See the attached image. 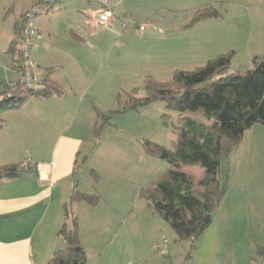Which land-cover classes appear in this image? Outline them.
<instances>
[{"label":"rangeland","instance_id":"rangeland-1","mask_svg":"<svg viewBox=\"0 0 264 264\" xmlns=\"http://www.w3.org/2000/svg\"><path fill=\"white\" fill-rule=\"evenodd\" d=\"M61 2L38 13L36 25L44 23L48 30L42 33L40 42H53L55 50L48 48V55L52 53L63 61L70 63L74 52L80 50L93 62L88 97L94 100L97 97L105 111L120 107L119 94L124 101L134 88L143 89L147 77L170 81L175 71L195 69L232 50L235 54L230 69L238 72L252 68L254 56L264 54V0H109L118 17H114L113 25L104 27L95 17L92 29L90 19L103 9L98 0ZM32 5L33 0H0V26L8 28L1 42L14 37L10 32L15 20L24 8ZM204 6L214 7L221 16L191 25L197 10ZM124 15L144 22L147 30L152 24V38L148 40L152 45L166 39V42H188L189 50L182 54L173 51L156 59L124 48L128 38L120 35L121 30L140 34L136 23L133 27L123 25ZM70 42H81L80 49ZM184 117L209 123L202 108L178 112L168 109L161 100L139 110L116 113L112 124L104 129L100 144L97 146L99 141L95 139L90 155L80 158L76 182L87 191L78 190L103 198L100 192L103 187V195L121 200V222L114 228L109 224L111 229L102 234L100 247L90 244L88 253L92 259L99 252L103 264H250L251 257H258V246L249 238L248 230L253 228L258 214H264V124L253 125L245 132L240 147L222 153L220 179L227 184L228 195L195 247L189 240H177L171 224L141 197L142 187L163 178L169 167L165 159L145 151L144 140L174 148ZM181 168L197 177L204 174L198 163L181 162ZM113 185H120L119 191H112ZM68 225L72 226L70 220ZM111 233H116L115 240ZM91 238L92 243L98 239L94 234Z\"/></svg>","mask_w":264,"mask_h":264},{"label":"crops","instance_id":"crops-1","mask_svg":"<svg viewBox=\"0 0 264 264\" xmlns=\"http://www.w3.org/2000/svg\"><path fill=\"white\" fill-rule=\"evenodd\" d=\"M28 8H24L20 17L15 20L10 32L14 37L9 42H1L8 28L0 26V93L5 81L18 78L15 70L17 57L10 47L16 37V21L23 17ZM112 10L114 16L118 17L113 5ZM97 14L90 19L91 29ZM123 18H129L134 23L137 21L128 15ZM37 27L41 34L48 32L44 23ZM151 27L152 24L147 30L144 25L145 30L139 32L140 34L121 30L120 35L128 38L123 43L124 48L147 53L156 59L164 58L173 51L182 54L189 50L188 42H166V39L152 45L153 42L148 41L152 38ZM74 36L77 39L81 37L77 33H74ZM41 38L33 45L35 61L38 67L45 71L43 77L46 75L45 69L55 67L50 77L67 93L49 98L30 97L21 107L9 109L3 115L4 125L0 127V165L29 160L30 169L20 177L7 179L0 184V264H48L53 253L65 247V241L59 233L65 218V206L75 189L87 191L81 187L79 181L76 182V174L80 158L88 157L93 151L96 116L94 106L104 108L97 101V97L95 100L88 97L91 95L87 85L92 82L90 69L93 62L80 50L74 52L70 63L63 61L59 56L54 58L52 53L48 55V48L55 50L53 42H40ZM129 39L142 42H128ZM259 41L262 42L261 39ZM70 43L80 49L81 42ZM11 73L16 77L11 76ZM98 141L97 146L101 140ZM245 158L248 159L249 156ZM38 163L49 165L40 170ZM119 186L113 185L112 191L117 190ZM104 190L103 187L100 189L103 198L97 205L80 201L74 203L72 208L78 217L81 239L86 248V264H103L100 252L98 256L94 254L93 259L88 253L91 251L90 244L100 247L103 241L101 236L109 231V224L114 228L121 222V200L103 195ZM227 195L226 191L221 206ZM124 207L125 205H122V209ZM248 232L249 238L254 240L253 244L264 246V214H258L254 219L253 228ZM92 234L94 238H98L94 243L91 242ZM112 235L114 236L111 238L115 240L116 233Z\"/></svg>","mask_w":264,"mask_h":264},{"label":"trees","instance_id":"trees-1","mask_svg":"<svg viewBox=\"0 0 264 264\" xmlns=\"http://www.w3.org/2000/svg\"><path fill=\"white\" fill-rule=\"evenodd\" d=\"M219 16L221 13L214 7L204 6L197 10L191 25ZM136 23L139 25L141 22ZM15 26L16 37L10 49L18 60L17 44L24 26V15L16 21ZM234 54L232 50L209 59L195 69L177 70L170 81L161 82L147 77L145 87L134 88L124 101L118 95L120 107L117 109L105 111L94 106L93 133L96 140L112 124L111 119L116 113L139 110L156 100L165 102L168 109L178 112L203 109L209 123L184 117L174 148L169 149L149 139L143 142L149 155L165 159L169 167L163 178L142 187L140 195L148 207L171 224L177 240H189L192 248L200 235L212 225L213 214L220 207L227 190V184L220 179L222 153L237 147L253 125L264 124V54L254 56L252 68L232 72L230 68ZM54 69H45L46 75L40 88L18 91L0 101V127L4 125V113L21 107L30 97L49 98L67 93L50 77ZM7 82H4L0 96L7 93ZM181 162L198 163L205 172L202 176H194L181 168ZM28 165H0V184L29 171ZM101 199L100 195L74 190L65 206V218L59 230L65 247L55 251L48 264H86L87 252L81 239L78 217L72 208L74 203L80 201L95 206ZM257 252L258 257L264 259V246H258ZM255 261L251 257L250 264Z\"/></svg>","mask_w":264,"mask_h":264},{"label":"built area","instance_id":"built-area-1","mask_svg":"<svg viewBox=\"0 0 264 264\" xmlns=\"http://www.w3.org/2000/svg\"><path fill=\"white\" fill-rule=\"evenodd\" d=\"M103 9L97 15V22L100 26L111 25L114 21V13L112 5L109 0H98ZM60 3V0H33L31 8L26 10L24 16V26L18 39L19 56L15 70L18 74L16 80H10L7 82V93L0 96V101L5 97H11L16 92H24L27 90H34L41 87V82L44 79L43 71L40 69L35 61L32 53L33 45L36 40L41 37L40 29L36 25V18L44 8L52 9L54 6ZM124 26L133 25V20L129 18L124 19ZM128 21V22H127ZM138 31L144 30V25H136ZM28 160L23 161L22 166H27ZM48 163H38L37 166L40 170L46 169ZM254 264H264V259H256Z\"/></svg>","mask_w":264,"mask_h":264}]
</instances>
